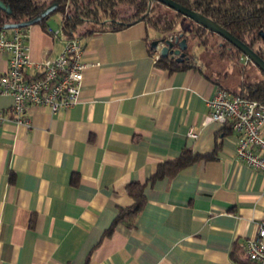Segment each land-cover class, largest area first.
<instances>
[{
    "label": "crops",
    "instance_id": "1",
    "mask_svg": "<svg viewBox=\"0 0 264 264\" xmlns=\"http://www.w3.org/2000/svg\"><path fill=\"white\" fill-rule=\"evenodd\" d=\"M149 24L79 34L89 64L77 100L55 112L29 104L28 125L0 120V264H264L242 248L264 215V171L234 155L236 131L207 117L215 87L235 90L240 71L207 47L191 66L156 65L160 30ZM25 42L34 60L62 46L38 22ZM6 59L0 49V72ZM10 102L0 94V108ZM184 147L211 155L152 176ZM132 182L143 202L130 224L112 222Z\"/></svg>",
    "mask_w": 264,
    "mask_h": 264
},
{
    "label": "built area",
    "instance_id": "2",
    "mask_svg": "<svg viewBox=\"0 0 264 264\" xmlns=\"http://www.w3.org/2000/svg\"><path fill=\"white\" fill-rule=\"evenodd\" d=\"M28 26L0 27V49L7 53L6 68L0 72V94L11 96L10 104L0 108V120L24 125L29 123V104L44 105L49 112L72 105L78 98L82 70L89 64L82 59L77 34L67 36L60 27L50 26L47 29L52 36L62 41L60 50L52 57L31 59L25 42ZM158 47H154V55L159 54ZM29 66L31 74L25 71ZM206 102L208 118L228 120L236 131L234 155L264 171V101L217 86ZM187 133L195 134L192 127ZM242 248L247 257L264 263V215L255 221L254 231L244 238Z\"/></svg>",
    "mask_w": 264,
    "mask_h": 264
},
{
    "label": "trees",
    "instance_id": "3",
    "mask_svg": "<svg viewBox=\"0 0 264 264\" xmlns=\"http://www.w3.org/2000/svg\"><path fill=\"white\" fill-rule=\"evenodd\" d=\"M8 6L6 12L0 8V27L5 23H20L25 26L32 22L40 23L43 28L48 30L46 22L48 16L53 12L59 13V27L62 32L69 36L101 30L105 28L118 29L126 23L139 19V15L144 12L149 4L148 11L140 19L151 24L157 30L173 29L176 20L182 16L174 11L171 15L157 9L159 2L156 0H1ZM186 6L195 8L215 21L220 22L232 34L241 39L249 36L250 41L256 39L260 50L256 52L264 59V44H259L257 40V29H264V0H176ZM191 34L196 35L198 40L205 43L211 31L203 26L188 20ZM90 25H89V24ZM88 24V25H85ZM49 31V30H48ZM50 32V31H49ZM194 58L187 54L182 59L173 56H158L154 63L165 67L168 70L180 69L191 66ZM253 79H240L237 87L233 91L248 97L257 98L264 101V74ZM224 124L231 128L230 122ZM211 154H199L189 148H182L174 157L159 161L152 176L171 175L184 165L200 156ZM128 191L132 196L129 206L120 208L113 221L123 220L130 224L134 215L143 202L141 184L132 182L127 185ZM111 225V224H110ZM110 225L108 228H110ZM248 261L257 263L247 257ZM84 264H87L86 261Z\"/></svg>",
    "mask_w": 264,
    "mask_h": 264
},
{
    "label": "water",
    "instance_id": "4",
    "mask_svg": "<svg viewBox=\"0 0 264 264\" xmlns=\"http://www.w3.org/2000/svg\"><path fill=\"white\" fill-rule=\"evenodd\" d=\"M159 1L169 8L173 9L176 12H179L182 16L187 17L189 20L203 26L205 29L215 32L227 39L232 45H234L241 53L244 54L245 58H248L253 64H255L259 70L264 74V59L249 45H247L242 39L232 34L227 28L222 24L212 19L210 16L205 13L186 6L182 3H179L176 0H156ZM149 4L143 13L139 15V18H142L144 14L148 11ZM0 8L8 12L9 8L0 0ZM20 25V23H5L2 26H13ZM182 29H168L159 31L150 41V44L155 47L159 44L158 50L160 55H168L170 53H178L180 48L186 46L185 37L182 36ZM258 33L264 38V29L259 30ZM177 43V47L173 48V44ZM181 54V52L179 53ZM176 59H180L177 55Z\"/></svg>",
    "mask_w": 264,
    "mask_h": 264
},
{
    "label": "rangeland",
    "instance_id": "5",
    "mask_svg": "<svg viewBox=\"0 0 264 264\" xmlns=\"http://www.w3.org/2000/svg\"><path fill=\"white\" fill-rule=\"evenodd\" d=\"M157 9L160 11L166 12L169 15H171L173 13V10L171 8H169L168 6H166L165 4H163L161 2H159ZM59 16L60 15L58 12H53L48 16L47 22L49 23L50 27H52V28H58L59 27ZM184 24L187 26L189 25L188 21L185 20V18L183 16H179V18L175 22V26L181 28ZM149 28L153 29L152 24H149ZM215 36L216 35H214L212 33V34H210V36H208L207 40H205L206 45L209 46L207 48H210V49L212 48L213 50L214 49L216 50ZM188 44H189L190 51L193 53H198L199 51L204 50L203 43L199 42L196 35L190 34L188 36ZM221 57L224 58L223 55H221ZM232 61L235 65L236 69H238V71H240V76L242 77V79L253 80V79L260 76V72L252 64H250V63L238 64V63H236V61L233 58H232Z\"/></svg>",
    "mask_w": 264,
    "mask_h": 264
},
{
    "label": "flooded vegetation",
    "instance_id": "6",
    "mask_svg": "<svg viewBox=\"0 0 264 264\" xmlns=\"http://www.w3.org/2000/svg\"><path fill=\"white\" fill-rule=\"evenodd\" d=\"M184 17V16H183ZM185 20H189L187 17H184ZM190 21H188L189 23ZM218 22V21H217ZM220 23V22H219ZM221 24V23H220ZM178 29H182L183 33L182 36L185 37L186 40V46L183 48H180L178 53H170L168 54L169 56H173L176 57L177 55L180 57V59H182L184 56H187V54L191 55L193 57L192 52L189 49V44H188V36L191 34L192 30H190L189 25H183L181 28ZM262 30V28H258L257 29V34H258V38L257 40L259 41V44L263 45L264 44V38L263 36H261L258 31ZM215 36V43H216V50L220 55H223L224 57H226L227 59H236L240 61V64H246V63H250L252 64L256 69L259 70V68L253 64L248 58H245L244 54L241 53L239 51V49H237L234 45H232L227 39H225L223 36H221L218 33L212 32ZM241 39V38H240ZM243 40V39H242ZM247 45H249L253 50H260V46L257 44L256 39H254V41H250L249 36L246 37L243 40ZM204 48L209 47L208 45H206V43H203ZM173 48L177 47V43H174ZM181 52V54H179Z\"/></svg>",
    "mask_w": 264,
    "mask_h": 264
}]
</instances>
